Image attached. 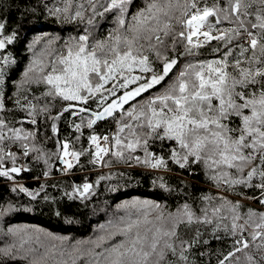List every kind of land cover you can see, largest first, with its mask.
<instances>
[{"label":"snow or ice","instance_id":"1","mask_svg":"<svg viewBox=\"0 0 264 264\" xmlns=\"http://www.w3.org/2000/svg\"><path fill=\"white\" fill-rule=\"evenodd\" d=\"M62 3L63 7L49 8V14L66 21L83 20L84 12L88 10L85 7L87 4L93 15H103V12H98L95 0H80L78 3L62 0ZM102 6L104 12L117 9L119 13L118 34L110 36L113 44L97 41L89 46V37L81 35L67 45V54L57 55L50 66L34 59L24 72V77L28 80L29 73H45V69L50 67V71L35 78L36 82L42 81L49 86L44 95L82 105H87L89 99H94L103 91L114 96L117 89L126 90L106 106L103 105L107 97H102V111H90L86 107L73 110L74 105L69 104L52 117L55 121L66 112L74 116L89 112V116L81 117V123L74 125L78 133L82 134L85 120L86 127L92 129L98 121L113 117L118 110L121 111V118L126 115L127 120L118 122L116 134L111 138L107 135L103 138L90 135L88 148L77 151L65 140L57 142L59 147L56 153L45 154L34 143H29L35 138V133L10 128L0 118V177L11 180L12 174L19 175L29 170L25 166H16V152L4 147L5 142L9 141L19 143L24 157L35 153L36 160L43 158L46 165L51 155H55L63 164L65 173L79 165L81 157L89 153V163L103 167H110L113 162L128 164L135 161L138 166L167 172L171 171L170 160L179 169L191 172L193 165L202 164L209 170V178L217 188L227 185L233 191L236 186L259 189V198L247 199H259L264 204V0H223V3L213 0L211 5L207 0H203L202 4L199 0H184L183 3L180 0H145L144 7L134 13L130 12L135 7L134 0H105ZM176 11L180 12L177 22L182 26L178 33H174L172 24ZM225 23L229 26L223 27ZM4 29L5 23L0 22V50L14 41V35H3ZM170 35L174 37L172 51H178L176 40L179 39L184 47L183 55L186 56L197 54L193 49L203 48L212 41L222 42L224 51L219 59L187 64L164 92L151 98L147 105L124 110L125 104L164 81L178 64V58L168 54L165 38ZM233 42L238 54L232 47ZM35 43H39V40ZM213 51L220 52V49ZM146 52L154 54L161 61L159 73L152 67ZM3 62L8 64L12 61L4 56ZM35 65H39V68ZM136 71L141 75H133ZM145 73L151 75L145 76ZM93 78L96 79L95 84ZM141 80L144 83H138ZM113 81L112 87L106 89L105 85ZM3 83V71L0 70V112L5 110ZM132 84L137 86L128 90ZM16 103L19 104V100ZM39 111L47 112L48 108L45 106ZM28 113L33 117L29 122L36 124V106L30 103ZM234 121H238L236 126H230ZM51 130L53 134L57 133L55 123ZM79 139L77 136L76 140ZM102 140L104 146H101ZM152 140L174 141L177 147L170 149L166 160L149 151ZM137 149L143 150V157L133 155ZM105 157L112 159L105 160ZM6 160L11 161L10 168L4 167ZM44 176L48 177L49 172L45 171ZM106 178L111 179L101 176L96 183ZM254 180L258 182L253 183ZM160 187L171 191L163 181ZM19 191L26 192L32 199L39 194L23 186ZM90 194H94L93 185L88 182L75 186L71 193H67L70 199H86ZM201 199L206 205H211L214 198L206 195ZM219 200L218 206L202 208L201 216H197L188 203L167 215L159 204L148 201L122 204L118 211L144 208L157 210V215L155 219H149L150 212L145 211L133 218L131 213H126L110 220L107 226L102 225L104 234L96 239L67 246H64L65 238H57L60 246H45L36 237L35 243L39 247H31L32 238L25 230L12 227L6 231L0 229V235L12 240L0 247V264H9L18 257L27 264H49V261L53 264H78L82 260L85 264H174L168 257L169 254H178L176 241L179 240L180 226L191 225L194 221L211 224L213 217L224 220L227 219L222 214L224 212L231 214V230L240 238L235 240L233 250L224 256L220 264L232 258H235V264H264V213L250 208L242 215L239 202L226 197H219ZM14 210L11 205L0 207V217ZM249 229L251 240L243 236ZM117 236L120 239L110 243ZM186 243L180 242L178 254V259L185 264L188 259L184 254L187 251ZM40 247L44 248L43 252L39 251ZM253 248L260 254L259 260ZM237 253H241L243 259Z\"/></svg>","mask_w":264,"mask_h":264},{"label":"trees","instance_id":"2","mask_svg":"<svg viewBox=\"0 0 264 264\" xmlns=\"http://www.w3.org/2000/svg\"><path fill=\"white\" fill-rule=\"evenodd\" d=\"M78 2L80 0H74V3ZM95 2L98 12H103V15H93L91 8L85 4L88 10L84 12L83 20L77 18L66 21L62 17L57 19L48 12L49 8L63 7L62 0H0V22L5 23L3 35L5 37L14 35L13 43L6 45L4 50H0V70L3 71L2 92L5 105V110L0 112V118L10 128H20L25 132L35 133V138L29 143H34L45 154L56 153L59 147L57 142L65 140L77 151L88 148L90 135L96 134L101 138L107 135L111 138L116 134L118 122L122 123L127 120L126 115L123 119L121 118L119 110L114 113L113 117L97 123L92 129L86 127L85 120L82 125V134L78 133L74 130V125L81 123V117L89 116V112L75 116L71 112H66L59 120L55 121L52 117L58 115L69 104L74 105L73 110L86 107L90 111L99 112L103 106L118 99L126 90L117 89L114 96L108 91H103L98 93L94 99H89L87 105H82L78 102L63 101L58 97L44 95L49 86L42 81L36 82L35 78L50 71V67L45 69V73L38 71L29 73L30 79L28 80H25L24 77V72L27 71L34 59L50 66L57 55L61 53L66 55L67 45L73 43L81 35L89 37V46L97 41H104L106 44L114 43L110 36L114 37L118 34V10L104 12L102 5L105 0H95ZM183 2L184 0H180V3ZM199 2L202 4L203 0H199ZM134 3L135 7L130 9L132 13L138 8H143L145 0H134ZM207 3L211 5L213 0H207ZM179 17L180 12L176 11L172 20L174 33H178L182 27L177 22ZM89 19H91V23H89ZM222 26L228 27L229 25L225 23ZM122 31L123 29L120 30V32ZM173 38V35L165 38V43L170 57L178 58L176 67L160 84L130 100L124 110H131L133 106L139 109L147 105L151 98L164 92L187 64L219 59L224 51L222 42L212 41L203 48L193 49V52L197 54L186 56L183 55L184 47L179 39L176 40L178 51H172ZM37 40L39 43H35ZM35 46H38L36 50ZM232 47L238 54L235 42ZM216 48H219L220 52H214L213 49ZM146 54L149 55L152 67L159 73L161 61L157 60L155 55L150 52H146ZM4 56H8L12 62L5 64ZM34 67L38 69L39 65ZM133 75H141V73L136 71ZM143 75L150 76L151 73ZM92 82L95 84L96 79L93 78ZM114 82H109L105 88H111ZM138 83H144V81L141 80ZM136 86V84L129 85L128 90ZM102 97H107L103 106L100 104ZM17 100H19V104L16 103ZM30 103L37 109L36 124L29 122L33 118L28 113ZM45 106L48 111L40 112L39 109ZM53 123L58 129L56 134H53L51 130ZM237 123L238 121H234L230 126L235 127ZM77 136L80 137L79 141L76 140ZM4 147L16 152V166H25L29 170L22 171L19 175L12 174L13 179L11 180L7 177H0V207L11 205L15 209L8 215L0 217V229L5 231L9 227L36 229L56 239L65 238L64 246L95 239L98 229L102 225L104 226L109 218L110 220L115 218L113 216L117 213L118 207L134 200L159 204L166 215L175 213L183 204L188 203L196 215L201 216L202 208L218 206L221 202L219 197H226L230 201L241 204L242 215H245L250 208L257 213H264V204H261L259 199H247V197L259 198V189L236 186L233 191L227 185L217 188L209 178V170L205 169L202 164L193 165L191 172L179 169L170 160L168 163L171 171L167 172L162 169L154 170L138 166L135 161H130L128 164L113 162L110 167H103L99 164L94 166L89 163L91 159L89 153L81 157L79 165L65 173L63 164L55 155H51L49 163L46 165L43 158L39 161L36 160L35 153L24 157L19 143L13 144L6 141ZM173 147H177L174 141L152 140L149 142V151L166 160H168L170 149ZM133 155L143 157V150L137 149ZM110 159L112 158L105 157V160ZM11 166L10 160L4 162L5 168ZM45 171L49 172L48 177L44 176ZM101 176L111 177V179L100 180L97 184L96 182ZM161 178L171 191L160 187ZM85 182L93 185L94 194H90L86 199L79 197L70 199L67 193H71L75 186ZM255 182L258 181L254 180L253 183ZM42 185L43 189L41 190ZM20 186L39 194L36 199H32L26 192L19 191ZM240 193L244 195L241 196ZM206 195L214 198L211 205H206V202L201 199ZM222 214L227 216V219L218 220L213 217L211 224L194 221L191 225L180 226L178 229L179 240L176 241L177 253L179 254L180 251V242H187L184 245L187 248L184 253L188 258L186 264H220L224 256L233 250L235 240L240 237L239 234L234 235L231 230V214L227 212ZM156 215L157 213L149 219H155ZM209 215L211 216V213ZM242 222L240 221V223ZM250 231L251 229L243 233V236L249 240H251ZM119 239L120 237L117 236L110 243L117 242ZM10 242V238L0 235V247ZM90 246L83 245V247ZM253 252L259 260L260 254L256 253L254 248ZM178 254L177 256L169 254L168 259L174 264H185L178 259ZM236 255L243 259L241 253ZM9 264H27V262L16 259L9 261ZM78 264H85V261H78ZM225 264H235V258L225 261Z\"/></svg>","mask_w":264,"mask_h":264},{"label":"rangeland","instance_id":"3","mask_svg":"<svg viewBox=\"0 0 264 264\" xmlns=\"http://www.w3.org/2000/svg\"><path fill=\"white\" fill-rule=\"evenodd\" d=\"M193 40L195 41V37L193 38ZM38 48V46H35V50ZM101 146H104L103 145V141H102V144ZM224 186V185H223ZM134 201H137V200H134ZM139 201H142V200H139ZM133 201H130V202H126V203H131ZM125 203V204H126ZM145 211H148L150 212V215L148 218H150L152 215H154L155 213H157V210H151V209H144V208H129L127 210H119L117 209V213L113 216L115 218L119 217V216H124L126 215V213H131L133 218H136L138 215H140V213L142 212H145ZM115 218L111 219V220H114ZM109 221H110V218H109ZM109 221L104 225V226H107ZM18 229H21V228H18ZM25 230V232L27 233L28 236H30L32 238V240L30 241V246L31 247H39L36 243H35V240H36V237H39V240L40 242L45 245V246H51V245H57V246H60V240L54 238V237H50V236H47L46 234L44 233H41L39 232L38 230L36 229H33V230H30V229H23ZM104 232L102 231L101 228L98 229V231L96 232V235H95V239L100 236V235H103ZM10 241L12 242L11 238H10ZM112 241V240H111ZM3 243V242H2ZM115 243V242H113ZM4 246V244H3ZM29 245H26L25 247H28ZM43 247H40L39 248V251L40 252H43ZM58 258V257H57ZM17 259H20L19 257ZM21 260V259H20ZM49 264H53L52 261H49Z\"/></svg>","mask_w":264,"mask_h":264},{"label":"water","instance_id":"4","mask_svg":"<svg viewBox=\"0 0 264 264\" xmlns=\"http://www.w3.org/2000/svg\"><path fill=\"white\" fill-rule=\"evenodd\" d=\"M116 100H117V99H116ZM110 103H111V102H110ZM108 104H109V103H108ZM125 105H126V104H125ZM125 105H124L123 107H125ZM102 110H103V109H102ZM102 110H101V111H102ZM118 111H119V110H118ZM109 118H110V117H107L106 119H109ZM106 119H105V120H106ZM103 121H104V120H103ZM99 122H101V121H98L97 123H99Z\"/></svg>","mask_w":264,"mask_h":264}]
</instances>
